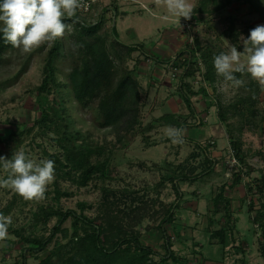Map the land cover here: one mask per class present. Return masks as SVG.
<instances>
[{
    "label": "trees",
    "instance_id": "16d2710c",
    "mask_svg": "<svg viewBox=\"0 0 264 264\" xmlns=\"http://www.w3.org/2000/svg\"><path fill=\"white\" fill-rule=\"evenodd\" d=\"M232 2L247 4L250 0H197L189 20L198 19L203 22L202 17L209 18L219 13ZM116 10L111 9L114 16ZM79 15L88 17L89 13L83 15L77 12L76 16ZM103 15L100 13L95 23L86 25L87 20H84L82 27L78 20L65 19L66 24L74 25L75 34L68 40L70 67L64 80L56 72L55 58L61 47L57 39L45 52L42 79L36 88L38 97L50 106L40 109L38 116L26 125L24 132H10L2 140L3 143L10 144L11 149H16L24 141L23 133L40 143L54 135L56 137L51 139L58 147L56 152H49L44 147L41 149L42 157L53 160L55 164V179L47 186L43 200H25L13 191L4 203L0 202V213L13 218L8 235L20 247V260L14 264H28L29 258L38 260L36 264H191L186 257L172 249L168 232V227L175 222L174 210L180 206L184 196L180 184L206 182L216 174L218 166L224 167L226 161L221 162L220 156L212 157V153L216 151L213 142L208 147L195 142V149L199 151L190 154L175 166L170 176L159 178L158 184L154 186V189L160 191L168 185L175 196L172 203L165 204L157 197L139 200L135 195L140 196L128 188L121 190L122 196H113L114 190L108 187L112 174L107 170L112 151H126L137 137L144 147H149L148 133L152 137L155 128L150 124L143 126L149 90L141 89L126 64L137 51L145 59L158 64H166L169 59L163 61L149 56L138 44L124 45L117 39L108 41L97 33L102 25ZM225 23L221 38L230 45H235L238 51H243L246 45L240 43V36L249 35L252 28L239 30L232 18H226ZM15 49L0 32V68L3 66L4 56ZM221 52L219 48L214 53L210 46H201L198 36H194L192 45L177 53L176 65L180 62L179 66L183 71L176 91L188 115L193 119L192 123L181 124L183 127L201 124L198 118L195 119L191 103V97L196 96V93L185 79L198 72L197 63L200 61L204 69L202 80L209 86L213 87L218 81L226 82L217 75L213 62L214 57ZM234 75L243 81L241 95L230 104H223L218 97L214 106L218 122L226 129L229 148L240 165L248 155V151L242 149V130L264 129L261 100L264 85L247 72ZM67 104H73L85 112L94 109L99 117L97 128L102 129L105 135H110L111 139L103 137L98 142L90 132L80 133L71 129L59 134L61 115L67 113ZM153 122L151 120L148 123ZM235 134H238L236 139L233 138ZM169 141L165 140L164 143ZM183 141L192 143L190 140ZM113 164H116L115 158ZM128 165L134 166L131 162ZM241 165L243 167L237 174L232 169L231 178H227L230 183L218 186L211 197V214L221 218L216 220L218 227L211 230L207 228L208 242L221 246L222 256L229 237L232 236L231 232L234 231V224H231V202L226 197V192L242 182L240 175L244 172L245 165ZM139 166L141 165L136 163V167ZM251 170L250 168L249 174ZM244 175L249 177L247 170ZM253 180L244 186L242 197L245 202L241 205L246 207L252 226L249 232L257 236L258 252L264 261V173ZM145 191L143 189L142 192L149 195ZM256 195L259 196L258 201L254 199ZM87 196L95 198V201H88ZM260 199L263 202L260 203ZM66 222L69 223L68 227L64 226ZM144 223V231H156L159 234V250L142 244L139 227ZM244 242L240 241L241 253L245 249ZM50 245L53 246L52 249L49 248ZM194 245L198 247L197 244ZM42 253L47 254L40 259L39 255ZM194 253L193 257L196 258L198 253ZM202 260L209 261L204 258Z\"/></svg>",
    "mask_w": 264,
    "mask_h": 264
},
{
    "label": "rangeland",
    "instance_id": "374dc122",
    "mask_svg": "<svg viewBox=\"0 0 264 264\" xmlns=\"http://www.w3.org/2000/svg\"><path fill=\"white\" fill-rule=\"evenodd\" d=\"M189 2L195 6L197 0H189ZM112 8L117 9L116 16L111 11ZM100 13L104 15L102 25L97 32L99 35L108 41L117 39L124 45L138 44L149 56L157 57L163 61L169 59L166 64H160L163 71L158 73L160 78L155 80V85L152 86L154 90L150 85L155 79L152 77L155 71L153 65L158 63L145 59L137 51L132 54L133 59L126 64L127 69L131 70L135 80L139 82L141 89L149 90L143 126L150 124L155 128L152 131L154 132L152 137L151 133H148L150 136L149 147H144L140 138L137 137L126 151L116 149L112 151L113 155L107 167V170L111 171L112 174L108 187L114 190L113 196L115 198L122 196L121 190L123 188H128L140 196L135 195L139 200H144L146 197H157L159 201L170 204L175 198L170 187L166 185L159 191L154 189V186L158 184L159 178L170 176L175 166L190 154L199 151L195 149V142L204 147H208V144L213 142L214 147H216L214 152H219L218 155L214 156H220L221 162L223 160L230 162V154H234L229 148L226 129L224 125L218 122L214 104L218 97L221 98L223 104L234 102L241 95V88L243 87H236L231 82L221 81L216 82L211 87L204 80L202 87L190 85L196 93V96L191 97L195 119L198 118L201 124L183 127L184 125L181 124L192 123L193 119L188 115L185 105L176 91L177 79L182 71L179 66L180 62L176 65L177 53L192 45L194 36H198L201 46H210L214 53H217L218 48L222 52H227L231 45L227 40L221 38V33L226 26L225 19L232 18L239 30L249 27L253 29L257 25H264V0H250L247 4L232 2L219 13L209 18L202 17L204 18L203 22L198 19L190 21L172 15L168 13L166 7L157 5L156 0H100L88 17L79 15L72 19L78 20L82 27L84 20H87L86 25L95 23ZM69 25H71L72 31H66L63 37L58 38L61 47H59L60 50L55 58L56 72L62 80H64L70 67V60L67 55L68 40L75 34L74 25ZM240 37L246 39L248 35ZM218 39H221V42ZM240 43L244 44L242 38H240ZM49 47L50 44L44 43L30 52L16 48L4 56L3 66L0 68V156L7 159H11L13 154L21 149L29 157L38 160L44 159L41 152L42 147L49 152L58 150L57 145H54L51 139L56 137L54 135L40 143L38 140L32 139L31 136L26 137L23 133L24 141L16 149H11L10 144L2 142L9 136L10 132H24L26 125L38 116L40 109L50 106L49 103L44 104L42 102L36 91L42 79L45 52ZM244 59L245 56H242V61ZM148 61H152V65L146 66ZM141 67H147L149 70L147 75L139 74L141 69H138ZM202 71L204 72L203 67ZM154 94L156 95L153 96ZM261 100L264 111V93L261 94ZM66 110L67 113L61 115L59 134L71 129L80 133L90 132L95 141L98 140V142L103 137H106V140L111 139L110 135H105L102 129L97 128L99 117L95 114L94 109L85 112L80 111L73 104H67ZM151 120L154 122L148 123ZM177 125H181L179 128L185 130L183 140H190L192 143L186 141L173 143L166 135L167 128L177 127ZM236 136L238 134H235L233 138L236 139ZM165 140L170 141L164 143ZM240 140L242 149L248 151V155L245 161L240 163V167L234 168L233 173L237 174L238 170L243 167L241 164H244V172L246 173L247 170L249 177L246 178L245 173L242 172L243 175H240L242 182L235 185L237 187L234 186V190L229 189L230 192L227 194L231 198L230 210L233 213L231 224H234V231L231 232L232 236L229 237L228 247L223 252L224 257H222L221 246L208 242L207 228L211 230L218 227L216 220H219L221 216L219 219H215L208 212L213 211L211 197L215 191L212 189L218 188L223 183H230L226 181L227 178L224 175L229 163H226L224 167L218 166L219 175L213 178L211 182L208 180L193 185L180 184V190L184 196L180 206L174 210L175 222L168 227V232L171 236L172 249L179 255L186 257L191 264H264L258 252V238L249 232L252 226L245 211L246 207L241 205L245 202L242 197L244 186L247 182L255 180V178L258 179L264 173V129L254 131L243 129ZM114 158L116 164H113ZM129 162L134 166L130 167ZM136 163L141 166L136 167ZM250 168L252 170L249 174ZM7 175L8 173L0 163V178L6 179ZM143 189L149 195L144 194ZM12 192L13 190L10 188L0 187V202L4 203ZM141 196L143 197L141 198ZM86 199L90 202L95 201V198L90 196H87ZM254 199L258 201L259 196L256 195ZM260 200V203L263 202L262 199ZM1 207L2 205H0V209ZM241 209L242 211L237 214ZM64 226L68 227L69 223L66 222ZM144 227L145 223L139 227L142 244L153 250H159L161 242L159 234L156 231L146 232ZM242 238L249 245L246 244V250L240 254ZM14 240L12 236L8 235L6 239L0 241V264L19 262L20 247L14 243ZM194 244H197L198 247ZM49 248L52 249L53 246L50 245ZM194 252L198 253L196 258L193 257ZM46 254H40L39 258L45 257ZM202 258L209 261L203 262ZM37 262L38 260L33 258L27 260L28 264H36Z\"/></svg>",
    "mask_w": 264,
    "mask_h": 264
},
{
    "label": "clouds",
    "instance_id": "9594fccd",
    "mask_svg": "<svg viewBox=\"0 0 264 264\" xmlns=\"http://www.w3.org/2000/svg\"><path fill=\"white\" fill-rule=\"evenodd\" d=\"M156 4L185 19L192 16L194 8L189 0H156ZM84 7L83 0H0V32L13 47L30 52L44 43H55L66 31L71 32L72 27L65 19L76 17L77 11ZM241 38L246 45L243 51L231 45L227 52L214 57L216 73L236 87L243 86V81L234 73L243 72L264 85V25L251 29L247 39ZM166 135L173 143H183L185 130L169 127ZM0 163L8 173L6 179L0 178V187L10 188L25 200H43L47 186L55 179L53 160L29 157L23 149L11 159L0 156ZM12 223L11 215L0 213V240L7 238Z\"/></svg>",
    "mask_w": 264,
    "mask_h": 264
},
{
    "label": "built area",
    "instance_id": "2783aa9c",
    "mask_svg": "<svg viewBox=\"0 0 264 264\" xmlns=\"http://www.w3.org/2000/svg\"><path fill=\"white\" fill-rule=\"evenodd\" d=\"M99 1L100 0H83V2L86 5V7L82 8V9H79L77 12L80 13V14L86 15L87 13H90L91 12L92 7L94 5H96ZM196 58L198 60H200L197 56H196ZM197 65H198V72L195 73V76H189L188 78H186L185 81L189 85H193L195 87H198V85H200L199 87H202L203 86L202 85V82H203L202 76H203V73L204 72L202 71V65H201V62L200 61H198ZM180 68H181L180 70L183 71V68L182 67H180ZM182 71H181V73H182ZM181 73H180V75H181ZM180 75H179V77L177 79V82H178V80L180 78ZM210 143H212V142H210ZM229 161L230 162H227L226 161V163H229L228 164V167H227V170H226V172L224 174L226 178H231L232 169H234L235 167H240L239 164H238V162L235 160V158H234V156L232 154H230Z\"/></svg>",
    "mask_w": 264,
    "mask_h": 264
},
{
    "label": "crops",
    "instance_id": "0c3cea01",
    "mask_svg": "<svg viewBox=\"0 0 264 264\" xmlns=\"http://www.w3.org/2000/svg\"><path fill=\"white\" fill-rule=\"evenodd\" d=\"M149 63L148 64H145L146 66H150V65H152V61H148ZM154 63V62H153ZM154 66V68H155V71H154V74H152V77H154L155 79H154V82H153V84L152 85H150L151 87L152 86H154L155 85V80L156 79H158V78H160V74H158V73H160V72H162L163 70H162V65H160V64H157V65H153ZM141 69V71H140V73L139 74H142V75H147L148 74V72H149V70L147 69V67H145V68H143V67H141V68H139L138 70H140ZM163 75V74H162ZM170 87H172V86H170ZM153 88V87H152ZM153 90H154V88H153ZM156 94H154L153 96H155ZM164 102H166V101H164ZM150 108V107H149ZM150 110V109H149ZM215 153V154H214ZM219 153V152H218ZM218 153H216V152H213L212 153V157H215L214 155H218ZM215 171H216V174H214L213 176H212V178H210L209 179V182H211V180L213 179V178H215V177H218V171L219 170H217V168L215 169ZM226 181H228V182H230V180L229 179H227ZM229 184V183H228ZM235 187H237V186H235ZM235 187H233L232 188V190H234V188ZM238 187H240V185H238ZM216 189H217V187H214V189H212V191H215L216 192ZM231 190V191H232ZM244 190H245V188H243V195H244ZM228 192H230L229 190H227V192H226V197L227 198H229L230 199V202H231V198L230 197H228L227 196V194H228ZM241 194H242V192H240ZM211 196V195H210ZM243 207H245V206H243ZM242 211V209L241 210H239V212H237V214L238 213H240ZM245 211H246V214H247V210H246V208H245ZM236 212V211H235ZM208 213H211V212H208ZM237 214H236V216H237ZM212 215V214H211ZM213 216V215H212ZM217 217H219V215H216V216H214V218L215 219H218ZM238 220V219H237ZM239 221V220H238ZM210 223V222H209ZM216 228V227H215ZM214 228V229H215ZM244 238H242V241H245V240H243ZM245 243V249H244V251L246 250V244H248V242H244ZM249 245V244H248ZM227 247H228V243H227V246H226V248H225V250L227 249ZM224 250V251H225ZM223 251V252H224ZM240 254H243V253H240ZM222 257H224V254H223V256Z\"/></svg>",
    "mask_w": 264,
    "mask_h": 264
}]
</instances>
